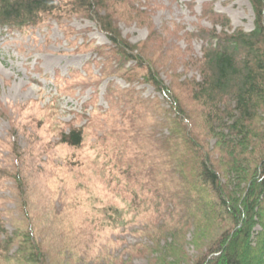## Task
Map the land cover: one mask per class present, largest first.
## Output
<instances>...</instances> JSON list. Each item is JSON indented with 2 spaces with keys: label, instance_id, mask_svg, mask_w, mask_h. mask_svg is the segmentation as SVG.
<instances>
[{
  "label": "trees",
  "instance_id": "16d2710c",
  "mask_svg": "<svg viewBox=\"0 0 264 264\" xmlns=\"http://www.w3.org/2000/svg\"><path fill=\"white\" fill-rule=\"evenodd\" d=\"M109 1L0 0V26L34 25L39 14L63 5L99 18L113 46L116 64L104 61L102 73H116L128 86L110 85L105 92L119 120L96 140L110 172L105 185L126 202L125 213L159 223L145 234L149 244L113 264H131V255L147 264H264V0H248L251 30L232 27L225 14L206 6L203 15L212 27L190 35L201 42V54L183 58L179 52L175 63L164 56L178 48H161L164 40L155 30L139 44L122 38L99 15L113 12ZM152 42L163 52L153 56ZM179 63L196 76L180 80ZM134 83L152 86L161 99L141 97ZM83 139L82 128L61 133V142L71 146ZM21 213L27 220L24 203ZM16 221L9 232L0 212V264H67L61 251L44 250L32 228ZM187 237L200 250L194 260L184 250ZM60 242L57 249L64 247Z\"/></svg>",
  "mask_w": 264,
  "mask_h": 264
},
{
  "label": "rangeland",
  "instance_id": "374dc122",
  "mask_svg": "<svg viewBox=\"0 0 264 264\" xmlns=\"http://www.w3.org/2000/svg\"><path fill=\"white\" fill-rule=\"evenodd\" d=\"M108 6L113 12L103 9L99 15L130 44L148 40L155 30L164 40L161 48L175 45L164 56L172 63L179 52L183 58L201 54V42L190 35L212 27L203 15L206 6L225 14L234 28L253 27L248 0H110ZM74 13L62 5L39 14L34 25L0 26V212L9 232L15 220L31 227L43 249L61 251L67 264H113L149 244L145 234L159 223L146 214L125 213L126 202L106 188L110 172L96 140L119 120L105 92L128 83L116 73H102L107 60L116 64V56L99 18ZM148 46L153 56L163 52L156 42ZM174 68L180 80L196 76L180 63ZM133 87L141 97L161 99L146 83ZM73 128H82L79 146L61 142V133ZM58 239L63 249L56 248ZM187 239L184 250L194 260L200 250ZM130 258L131 264H147L145 257ZM49 259L54 261L53 253Z\"/></svg>",
  "mask_w": 264,
  "mask_h": 264
}]
</instances>
